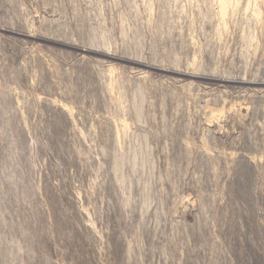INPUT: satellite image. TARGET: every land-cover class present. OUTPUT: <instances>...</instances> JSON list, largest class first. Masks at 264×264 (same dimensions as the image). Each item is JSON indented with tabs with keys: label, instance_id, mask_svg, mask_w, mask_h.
<instances>
[{
	"label": "rangeland",
	"instance_id": "374dc122",
	"mask_svg": "<svg viewBox=\"0 0 264 264\" xmlns=\"http://www.w3.org/2000/svg\"><path fill=\"white\" fill-rule=\"evenodd\" d=\"M0 264H264V0H0Z\"/></svg>",
	"mask_w": 264,
	"mask_h": 264
}]
</instances>
